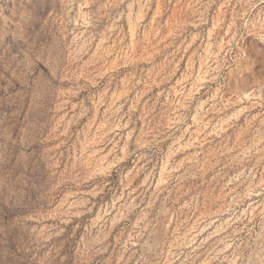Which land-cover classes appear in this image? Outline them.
Listing matches in <instances>:
<instances>
[{"label":"rangeland","instance_id":"1","mask_svg":"<svg viewBox=\"0 0 264 264\" xmlns=\"http://www.w3.org/2000/svg\"><path fill=\"white\" fill-rule=\"evenodd\" d=\"M0 264H264V0H0Z\"/></svg>","mask_w":264,"mask_h":264}]
</instances>
